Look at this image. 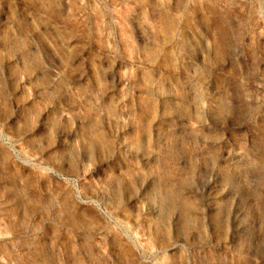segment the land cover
Listing matches in <instances>:
<instances>
[{
	"label": "rangeland",
	"instance_id": "obj_1",
	"mask_svg": "<svg viewBox=\"0 0 264 264\" xmlns=\"http://www.w3.org/2000/svg\"><path fill=\"white\" fill-rule=\"evenodd\" d=\"M0 264H264V0H0Z\"/></svg>",
	"mask_w": 264,
	"mask_h": 264
}]
</instances>
